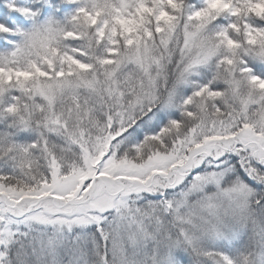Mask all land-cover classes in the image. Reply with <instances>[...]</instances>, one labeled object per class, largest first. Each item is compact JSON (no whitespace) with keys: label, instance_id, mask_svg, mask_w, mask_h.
Listing matches in <instances>:
<instances>
[{"label":"snow or ice","instance_id":"snow-or-ice-1","mask_svg":"<svg viewBox=\"0 0 264 264\" xmlns=\"http://www.w3.org/2000/svg\"><path fill=\"white\" fill-rule=\"evenodd\" d=\"M0 264H264V0H0Z\"/></svg>","mask_w":264,"mask_h":264}]
</instances>
